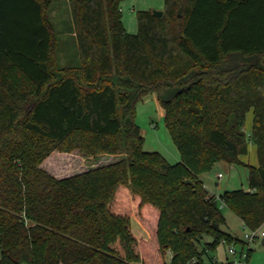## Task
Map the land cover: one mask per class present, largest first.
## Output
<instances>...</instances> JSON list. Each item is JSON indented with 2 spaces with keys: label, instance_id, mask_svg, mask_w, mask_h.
I'll list each match as a JSON object with an SVG mask.
<instances>
[{
  "label": "trees",
  "instance_id": "1",
  "mask_svg": "<svg viewBox=\"0 0 264 264\" xmlns=\"http://www.w3.org/2000/svg\"><path fill=\"white\" fill-rule=\"evenodd\" d=\"M122 1L69 0L80 63L59 69L52 0H0V264H204L247 245L225 209L264 229V0H162L134 35ZM150 95L175 165L143 147ZM250 144L258 166L239 159ZM221 162L248 168V190L208 192Z\"/></svg>",
  "mask_w": 264,
  "mask_h": 264
},
{
  "label": "rangeland",
  "instance_id": "2",
  "mask_svg": "<svg viewBox=\"0 0 264 264\" xmlns=\"http://www.w3.org/2000/svg\"><path fill=\"white\" fill-rule=\"evenodd\" d=\"M122 11V22L126 31L130 34L138 33V12L140 11H162L164 3L162 0H123L120 4ZM49 19L57 38L56 60L59 69L67 67L79 66V53L76 37L74 34L73 19L70 10L69 0H52V6L49 11ZM135 121L140 127L144 138L143 147L148 152H158L171 165L180 162V154L177 151L168 129L165 124L164 110L158 105L155 95H150L139 102L136 106ZM252 123V113H248L246 124L249 127ZM56 158V157H55ZM240 161L252 166H258L256 151L249 150L248 154L239 157ZM67 159L59 157L57 160L61 165ZM105 158H101L103 162ZM87 162V161H86ZM91 162V161H90ZM89 162H87L88 164ZM90 165V163L88 164ZM76 169L74 171H77ZM218 174L222 178H218ZM201 181L208 192L219 197L226 191L238 189L248 190V168L244 165H229L226 163H218L214 168L201 176ZM225 224L222 226L224 230L231 235L245 241V234L248 230L243 225L240 218L235 216L231 211L224 210ZM134 232L138 233L137 228L142 230L140 224L135 218H132ZM144 231V230H143ZM149 237V235H148ZM139 239V238H138ZM207 240H211L207 238ZM262 241L246 242L244 250L247 253L251 249L248 260L242 261V264H264V246ZM237 255L231 256L227 251V247L219 246L216 252L210 253L211 258H216L218 264H237L239 259L241 246H236ZM171 257L169 254L165 256V263L170 264ZM204 264H213L212 261L203 260ZM132 264H141L134 262Z\"/></svg>",
  "mask_w": 264,
  "mask_h": 264
},
{
  "label": "built area",
  "instance_id": "3",
  "mask_svg": "<svg viewBox=\"0 0 264 264\" xmlns=\"http://www.w3.org/2000/svg\"><path fill=\"white\" fill-rule=\"evenodd\" d=\"M218 178H222V175L218 174ZM244 238H245V241L249 242V243L255 242L256 240H259V239H264V229L248 230V233L245 234ZM224 246L227 247V251H228L229 255L236 256L238 254L235 245L225 244ZM248 251H249V249H248ZM248 251L246 253L244 248H242V251L240 252V255H239V259L236 260L237 264H242V261L244 259L246 261L248 260V257H249ZM195 262H196L195 260H192L190 264H194Z\"/></svg>",
  "mask_w": 264,
  "mask_h": 264
},
{
  "label": "crops",
  "instance_id": "4",
  "mask_svg": "<svg viewBox=\"0 0 264 264\" xmlns=\"http://www.w3.org/2000/svg\"><path fill=\"white\" fill-rule=\"evenodd\" d=\"M159 105V104H158ZM249 113H252V111L251 112H249ZM251 127H252V123H251V125L249 126V127H247V124H246V122H245V132H247V133H249L250 132V130H251ZM250 149H252L253 151H256V146L255 145H252V144H250L249 145V150ZM206 188V187H205ZM132 218H135L136 219V217L133 215L132 217H131V227H133V221H132ZM136 221L139 223V221L136 219ZM140 224V223H139ZM140 226H141V224H140ZM141 228H142V230H139V228H137V231H138V233L136 232H134V229L132 228V232L134 233V235L137 237V238H145V239H147L148 238V233H147V231L141 226ZM144 230V231H143ZM225 232H227V233H229L228 231H226V230H224ZM230 234V233H229ZM235 237V236H234ZM237 238V237H236ZM239 239V238H238ZM262 241L261 243H262V246H264V239H259V240H256L255 242H257V241ZM250 249V248H249ZM211 257L208 255L205 259L207 260V261H212L213 262V264H218V261L216 260V258H211Z\"/></svg>",
  "mask_w": 264,
  "mask_h": 264
},
{
  "label": "water",
  "instance_id": "5",
  "mask_svg": "<svg viewBox=\"0 0 264 264\" xmlns=\"http://www.w3.org/2000/svg\"><path fill=\"white\" fill-rule=\"evenodd\" d=\"M153 15L157 18H161L163 15L162 11H153Z\"/></svg>",
  "mask_w": 264,
  "mask_h": 264
}]
</instances>
